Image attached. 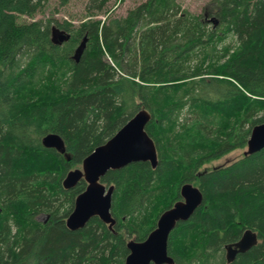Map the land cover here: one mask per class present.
I'll return each mask as SVG.
<instances>
[{"label": "trees", "instance_id": "trees-1", "mask_svg": "<svg viewBox=\"0 0 264 264\" xmlns=\"http://www.w3.org/2000/svg\"><path fill=\"white\" fill-rule=\"evenodd\" d=\"M50 1L0 0V264H125L129 239L144 241L186 183L204 202L170 234L174 264H264V149L205 168L264 123V0H212L198 17L177 0H148L123 18L102 2L106 19L79 28L19 21ZM53 26L71 39L53 44ZM143 108L158 166L131 163L102 178L115 187L116 234L97 217L69 230L87 184L67 191L64 178ZM48 134L65 154L43 145ZM246 230L259 243L227 263L226 246Z\"/></svg>", "mask_w": 264, "mask_h": 264}, {"label": "water", "instance_id": "water-1", "mask_svg": "<svg viewBox=\"0 0 264 264\" xmlns=\"http://www.w3.org/2000/svg\"><path fill=\"white\" fill-rule=\"evenodd\" d=\"M215 25L217 21L212 19ZM71 39V34L57 26L52 27L51 41L62 46ZM87 46L85 37L76 48L73 59L79 62ZM152 115L141 109L110 140L98 146L83 160L82 168L71 170L63 180V187L70 191L82 180L87 184L74 202L73 211L66 218L69 230L83 229L92 218H99L109 230L114 231L116 219L112 214L114 186H107L101 180L109 171L120 170L131 163L148 162L152 168L158 166V152L154 140L146 127ZM46 148L66 153L64 140L57 134H48L42 140ZM264 149V123L252 129L244 156L256 154ZM69 158V157H67ZM181 200L166 210L159 218L156 228L144 241L131 240L127 243L129 255L125 264H174L169 255L168 242L171 232L178 223L188 221L204 202L202 191L192 183H186L180 190ZM259 243L258 235L246 230L240 241L226 246L227 263H232L236 256L249 251Z\"/></svg>", "mask_w": 264, "mask_h": 264}, {"label": "rangeland", "instance_id": "rangeland-1", "mask_svg": "<svg viewBox=\"0 0 264 264\" xmlns=\"http://www.w3.org/2000/svg\"><path fill=\"white\" fill-rule=\"evenodd\" d=\"M148 0H99L95 6L93 3H90V0H71L68 5L62 6L58 1H50L45 8L36 14L34 18L30 17H20V22L30 23L34 20H49L55 19L60 23L65 21L71 22L75 28H79L80 25L93 18V19H106L107 16L103 15V11H110L111 16L117 18H123L128 15L131 10H134L139 5L145 3ZM212 0H177V3L182 7V9L188 11L193 16H202L206 12L207 6L211 3ZM106 3L103 11L100 6L101 3ZM98 6V8H96ZM100 8V9H99ZM204 18V17H203ZM204 20L207 21L209 26H214L212 22V15L209 14ZM235 39L229 37L226 40V43L233 42ZM247 151V146L244 149H238L230 152L229 154L208 162L205 166L206 169H213L217 166L228 165L235 160L241 159L244 155V152ZM82 168V166H81ZM204 169V168H203ZM75 170V169H74ZM46 216H40V221H45ZM131 238L130 240H134Z\"/></svg>", "mask_w": 264, "mask_h": 264}, {"label": "flooded vegetation", "instance_id": "flooded-vegetation-1", "mask_svg": "<svg viewBox=\"0 0 264 264\" xmlns=\"http://www.w3.org/2000/svg\"><path fill=\"white\" fill-rule=\"evenodd\" d=\"M117 221V220H116ZM117 224V223H116ZM112 232H114L115 233V229H114V231H112ZM116 234V233H115ZM134 240H136V239H134ZM131 241V240H130ZM129 242V241H128Z\"/></svg>", "mask_w": 264, "mask_h": 264}, {"label": "bare ground", "instance_id": "bare-ground-1", "mask_svg": "<svg viewBox=\"0 0 264 264\" xmlns=\"http://www.w3.org/2000/svg\"><path fill=\"white\" fill-rule=\"evenodd\" d=\"M240 241V240H239ZM238 242V241H237ZM236 243V242H235Z\"/></svg>", "mask_w": 264, "mask_h": 264}]
</instances>
